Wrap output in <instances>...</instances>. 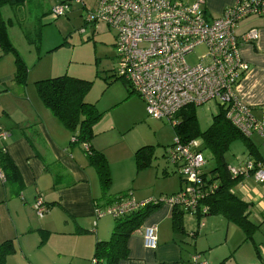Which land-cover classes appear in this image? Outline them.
<instances>
[{
  "label": "crops",
  "instance_id": "obj_1",
  "mask_svg": "<svg viewBox=\"0 0 264 264\" xmlns=\"http://www.w3.org/2000/svg\"><path fill=\"white\" fill-rule=\"evenodd\" d=\"M232 3L233 0H204L203 6L208 17L215 18ZM3 10L6 9L2 7L1 14ZM260 25L259 21H248L240 27L237 25V35L256 28L259 36L254 43L239 47L240 56L249 68L236 85L235 92L241 101L251 106L253 114L264 122V114L261 113L264 107V26ZM0 79L3 78L0 76ZM3 85H0L4 91L0 99L9 95L13 99L12 105L0 104L1 125L8 130V138L0 142V147L4 148L17 167L23 183L18 193L0 177L3 187L8 184L0 196V241L12 240L15 247V251L7 255L6 264H93L95 242L108 239L114 225V218L109 214L95 218L96 201L99 207L112 203L105 204V198L101 199L102 190L95 168L88 163L82 145L72 143L71 133L39 98L26 89H15L11 91L13 94L5 93L7 88ZM19 95L23 97L19 98ZM136 101L137 114L144 117V102L139 97H136ZM114 103L119 102L113 101L110 105ZM111 127L120 138L123 136L121 126L116 124ZM253 136L255 138L251 143L257 160L252 159L246 147V156H234L233 160L227 161L228 166H238L249 158L264 163V136L253 133L248 138ZM137 145L129 146L128 149L120 147V152L133 154ZM147 168L153 173L152 178H163V187L152 189L143 182L148 174H143V184L132 188L133 191L128 190L130 197L136 201L168 197L185 185L183 178L177 175L180 172L179 164L162 168V175L158 167L153 169L150 165ZM168 183H171L170 188ZM233 192L247 203L248 218L258 225L252 233V239L242 241L243 231L236 224L233 225L239 231L235 236L234 231L230 237L232 223L220 214L209 215L204 223L197 222L201 229L206 226L208 233L199 237L200 246L195 249L198 253L207 250L201 256L204 260L207 258L204 255L209 256L210 261L206 260L208 264H227L229 261L234 264H264V183L256 182L252 175L241 177ZM38 195L42 196L47 207V212L40 219H36L31 210ZM174 208L178 207L166 203L155 206L127 239L128 257L118 264H187L193 252L186 250L183 245L186 229L181 233L173 229ZM182 213L193 216L183 210ZM106 216L113 218V221ZM148 225L156 227L157 247L153 250L145 248L142 242L141 233ZM219 225L221 228L218 229ZM224 228L226 233L223 236ZM219 232L222 234L219 235ZM189 235L195 238L196 232H190Z\"/></svg>",
  "mask_w": 264,
  "mask_h": 264
},
{
  "label": "built area",
  "instance_id": "obj_2",
  "mask_svg": "<svg viewBox=\"0 0 264 264\" xmlns=\"http://www.w3.org/2000/svg\"><path fill=\"white\" fill-rule=\"evenodd\" d=\"M85 7L83 0H76ZM204 0L184 3L181 0H93L85 21L91 26L102 22L115 32L116 63L114 74L130 84L144 102L148 116L167 118L176 123L174 115L186 105H202L216 101L225 109V117L245 137L253 133L264 136V122L252 112L250 105L241 101L235 87L249 65L241 58L239 47L254 43L258 29L251 28L236 34L238 22L244 17L264 16V0H233L215 18H209ZM69 3L59 1L51 8L52 15L65 14ZM198 45L205 47L199 62L190 66L185 54ZM264 114V107L261 108ZM8 132L0 128V140ZM201 141L182 142L178 137L167 148L166 158L179 164L184 187L173 195L136 201L120 197L105 207H95V218L109 214L114 219L144 206L166 203L181 208L201 221L209 212L203 200L215 185L207 183L202 167L206 160L200 152ZM232 177H247L264 183V163L244 160L230 165ZM2 179L3 175L0 173ZM35 212L42 217L47 212L42 196L38 195ZM202 224V222H199ZM143 246L156 249L154 225L142 231ZM93 262V261H92ZM187 264H208L200 253L190 255Z\"/></svg>",
  "mask_w": 264,
  "mask_h": 264
},
{
  "label": "rangeland",
  "instance_id": "obj_3",
  "mask_svg": "<svg viewBox=\"0 0 264 264\" xmlns=\"http://www.w3.org/2000/svg\"><path fill=\"white\" fill-rule=\"evenodd\" d=\"M181 1L189 3L188 0ZM57 2V0H27L26 4L19 8L4 6L6 10H3L2 17L6 22L8 38L26 66L25 82L18 84L14 78L16 73L15 54L11 51L2 53L0 49V76L3 78L0 79V82L4 84L3 87L7 88L5 93L13 94L11 91L14 92L15 89H26L39 98L34 82L62 75L90 82L84 101L94 104L101 114L91 127L90 145L95 150L100 151L108 163L110 185L106 195L121 194L128 190L133 191L136 186L143 184V182L152 189L163 187L161 186L163 178H152L153 173L148 170V166L138 167L136 151L133 154H124L120 152V147L128 149L129 146L135 147L137 144L138 148L149 146L152 149L150 165L154 167L153 169L158 167L160 172L164 167L175 165L166 158L167 148L175 138L171 121L167 118L154 119L147 113L144 114V117L137 114L136 97L139 96L128 82L114 74L116 63L114 30L102 22L97 23L96 26H91L85 21L86 8L92 6L93 0H83L85 7L81 3H77L76 0H68L69 7L65 14L55 17L49 8L55 7ZM248 21H259L261 22L260 27L264 26V18L249 15L238 22L239 27ZM24 31L30 32L33 39H39L37 46L28 43ZM204 52L205 47L203 45L196 46L185 54L186 63L190 66L196 65ZM2 92L4 91L0 86V94ZM22 97L19 95V98ZM12 99L11 95L5 96L0 99V104L12 105ZM113 101L119 103L110 105ZM218 109L219 106L214 100L196 106V116L201 130H205L209 126L212 116L218 112ZM112 124L121 126L123 130L121 138L111 129V126H114ZM0 128L6 130L1 125V121ZM6 131L8 132V130ZM7 138L0 140V142L6 141ZM254 138L253 136L250 140H254ZM246 153L247 149L243 140L238 139L231 143L225 158L226 161H230L231 158L233 160L234 156L244 157ZM202 154L206 160L202 170L210 177L215 162L207 151H203ZM143 174H148V177L142 182L141 176ZM177 175L179 178L182 177L180 172ZM2 184L0 178V196L3 194V189H7L8 186L5 184L6 187H3ZM170 186L171 183H168V188ZM122 187L125 189H121ZM35 203L36 199L32 203L31 210L36 219H40L41 217L36 214L34 209ZM106 217L113 221L110 216ZM208 217L209 215L201 218L199 222L204 223ZM197 222L198 220L194 216L187 214L182 216V224L187 231L184 234L186 239H183L185 240L183 245L186 250L193 253H198L195 248L200 246L199 237L208 233L207 227L201 229L202 227L199 228ZM219 228H221L220 225ZM200 230H202L201 233ZM238 231L239 229L231 224L229 228L230 237L233 233L235 236ZM190 232H196V237L192 238L189 235ZM225 233L226 229L224 228L223 236ZM206 252L207 250L200 255ZM204 256L207 257L206 260L208 261L209 256L207 254ZM201 258L205 259L202 256ZM227 264L234 263L229 261Z\"/></svg>",
  "mask_w": 264,
  "mask_h": 264
},
{
  "label": "trees",
  "instance_id": "obj_4",
  "mask_svg": "<svg viewBox=\"0 0 264 264\" xmlns=\"http://www.w3.org/2000/svg\"><path fill=\"white\" fill-rule=\"evenodd\" d=\"M26 2L27 0H0V49L2 53L11 51L15 54L16 73L14 78L18 84L25 82L26 66L8 38L6 22L2 17L1 9L6 5L12 8H19ZM261 18H264V16ZM24 36L28 43L35 46L38 45L39 39H33L30 32L24 31ZM34 84L41 102L71 133L70 139L72 143L82 145L88 163L96 170L102 190L103 197L101 199L105 198V204L113 202L120 197L129 196V191H125L113 197H106V192L110 185L108 163L104 155L90 145L91 127L101 115L94 104L84 101L90 82L62 75L37 80ZM195 108L196 106L192 104L183 107L174 115L176 123L172 125L175 137L185 143L194 139L200 140V152L207 151L215 162V167L211 170L210 177L203 173L206 182L215 185L214 190L208 193L203 200L209 209L206 216L222 215L229 223L236 224L242 229L244 235L242 241L251 240L252 233L258 225L249 220L247 203L233 192L241 177H232L228 170L225 155L231 143L240 139L246 144L252 159L257 160V154L252 147L253 144L248 137L242 135L225 117V109L222 106H219L218 112L212 116L211 123L205 130H201L199 127ZM135 155L138 167H146L151 164L152 149L149 146L138 148ZM0 173L3 175L4 181H7L18 193L21 191L23 183L20 173L3 147H0ZM95 207H98L97 201ZM154 209L155 206H144L114 219L109 238L95 242L92 263L118 264L120 260L127 258V239L140 227L143 220ZM182 215V210L173 209L172 226L174 231L179 233L184 229ZM191 234H194V232H191ZM14 251L15 247L12 240L0 241V264H6L7 255Z\"/></svg>",
  "mask_w": 264,
  "mask_h": 264
}]
</instances>
